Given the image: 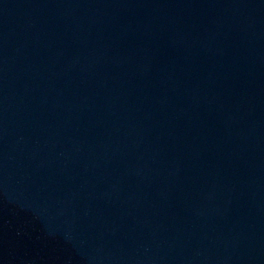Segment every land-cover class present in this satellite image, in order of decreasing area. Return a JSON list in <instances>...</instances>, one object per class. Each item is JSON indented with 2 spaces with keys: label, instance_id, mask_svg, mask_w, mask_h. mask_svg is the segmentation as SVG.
I'll use <instances>...</instances> for the list:
<instances>
[{
  "label": "water",
  "instance_id": "obj_1",
  "mask_svg": "<svg viewBox=\"0 0 264 264\" xmlns=\"http://www.w3.org/2000/svg\"><path fill=\"white\" fill-rule=\"evenodd\" d=\"M0 264H264V0H0Z\"/></svg>",
  "mask_w": 264,
  "mask_h": 264
}]
</instances>
